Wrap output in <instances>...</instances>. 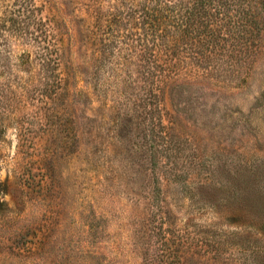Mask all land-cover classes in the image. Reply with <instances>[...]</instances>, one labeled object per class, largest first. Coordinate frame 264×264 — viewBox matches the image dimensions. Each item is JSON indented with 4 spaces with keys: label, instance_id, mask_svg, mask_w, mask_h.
I'll return each instance as SVG.
<instances>
[{
    "label": "rangeland",
    "instance_id": "1",
    "mask_svg": "<svg viewBox=\"0 0 264 264\" xmlns=\"http://www.w3.org/2000/svg\"><path fill=\"white\" fill-rule=\"evenodd\" d=\"M51 2L76 76L43 122L0 119V264L264 260V14L246 79L174 84L153 125L89 83L87 1Z\"/></svg>",
    "mask_w": 264,
    "mask_h": 264
},
{
    "label": "trees",
    "instance_id": "2",
    "mask_svg": "<svg viewBox=\"0 0 264 264\" xmlns=\"http://www.w3.org/2000/svg\"><path fill=\"white\" fill-rule=\"evenodd\" d=\"M86 1L80 20L93 69L89 83L96 85L101 102H116L127 114L158 112L150 120L153 125L163 123L172 85L238 83L261 52L264 0ZM66 36L67 26L51 0H0L3 122L16 121L31 109L43 122L46 111L68 92L76 69ZM154 174L158 194L162 178ZM177 261L185 264V256ZM254 262L264 264L258 256Z\"/></svg>",
    "mask_w": 264,
    "mask_h": 264
}]
</instances>
